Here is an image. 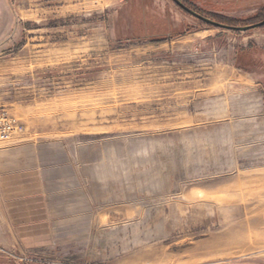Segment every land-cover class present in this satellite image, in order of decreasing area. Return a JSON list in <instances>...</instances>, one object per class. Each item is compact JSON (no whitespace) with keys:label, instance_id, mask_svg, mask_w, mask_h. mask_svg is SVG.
<instances>
[{"label":"rangeland","instance_id":"1","mask_svg":"<svg viewBox=\"0 0 264 264\" xmlns=\"http://www.w3.org/2000/svg\"><path fill=\"white\" fill-rule=\"evenodd\" d=\"M184 1L264 20V0ZM0 109L25 128L0 143V264H264V26L0 0ZM12 144L44 170L27 206L49 228L18 232Z\"/></svg>","mask_w":264,"mask_h":264},{"label":"crops","instance_id":"2","mask_svg":"<svg viewBox=\"0 0 264 264\" xmlns=\"http://www.w3.org/2000/svg\"><path fill=\"white\" fill-rule=\"evenodd\" d=\"M11 147L15 199L17 201L16 205L23 203L25 205L24 207H26L28 205V199L40 195L45 197V185L44 183H40L39 179H36L37 176L41 177L42 172L44 170H42V172L33 170V167L35 165V159L33 158V153L30 149V146L22 144H12ZM22 155H24V160L20 161L18 157L22 158ZM37 189L41 190L44 193L39 194ZM20 199L27 200H24L22 202ZM16 208H18V210L16 211L18 232H32V230H44L45 228H49L52 226V224H50L52 223V218L49 214V211H47L46 207L41 211L29 209L28 206L27 208L20 209L19 206ZM18 232L15 233V237H18Z\"/></svg>","mask_w":264,"mask_h":264},{"label":"built area","instance_id":"3","mask_svg":"<svg viewBox=\"0 0 264 264\" xmlns=\"http://www.w3.org/2000/svg\"><path fill=\"white\" fill-rule=\"evenodd\" d=\"M23 124L10 119L6 110L0 109V143L11 142L15 137L24 134Z\"/></svg>","mask_w":264,"mask_h":264},{"label":"water","instance_id":"4","mask_svg":"<svg viewBox=\"0 0 264 264\" xmlns=\"http://www.w3.org/2000/svg\"><path fill=\"white\" fill-rule=\"evenodd\" d=\"M173 1L177 4V6L183 8L185 11H187L193 17L195 16L196 18L205 22L206 24L208 23V24H211V25L218 27V28H225V29H229V30L247 31V29L264 26V20L260 21V23H257V24H248L247 26H236V25L230 26V25L224 24L222 22L220 23V22H217L215 20H212L209 17H205V16L201 15L196 10L189 8L182 0H173Z\"/></svg>","mask_w":264,"mask_h":264},{"label":"trees","instance_id":"5","mask_svg":"<svg viewBox=\"0 0 264 264\" xmlns=\"http://www.w3.org/2000/svg\"><path fill=\"white\" fill-rule=\"evenodd\" d=\"M183 2H185L184 0H182ZM185 4L187 5V3L185 2ZM188 6V5H187ZM189 7V6H188ZM190 8V7H189ZM193 9V8H192ZM193 10H196L198 13H200L201 15H203V16H205V17H209V16H206V15H204L203 13H201V11H199L198 9H193ZM209 18H211V17H209ZM213 20H215L214 18H212ZM216 21H218V22H222V23H224V24H227V25H230V26H234V25H236L235 24V21L236 20H229L228 18H223L222 16H220V18H219V20H216Z\"/></svg>","mask_w":264,"mask_h":264}]
</instances>
